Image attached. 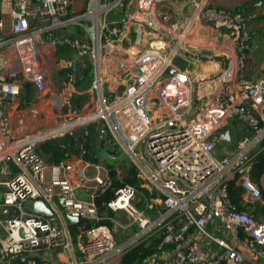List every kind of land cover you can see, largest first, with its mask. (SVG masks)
Listing matches in <instances>:
<instances>
[{"label": "built area", "instance_id": "obj_1", "mask_svg": "<svg viewBox=\"0 0 264 264\" xmlns=\"http://www.w3.org/2000/svg\"><path fill=\"white\" fill-rule=\"evenodd\" d=\"M132 1L84 0L79 13L74 0H0V108L28 103V86L53 95L47 91L59 64L58 44L77 47L81 55L92 49L97 92L92 104L74 107L71 75L59 94L64 118L22 141L9 116L0 115V264H122L131 246L156 233L159 264H264V218L251 210L263 201L264 171L255 180V164L264 155V68L257 77L249 74L253 25L264 20V0L236 6L189 0L193 11L181 21L157 15L156 7L168 0ZM117 9H125L118 22L109 18ZM71 25L85 27L90 43L67 35ZM197 25L222 33L234 61L206 94L195 84L207 75H194L180 55L188 40L197 42ZM137 27L146 41L142 48L135 41ZM117 40L125 43L116 47ZM235 121L244 128L237 142ZM92 125L128 155L151 194L145 209H138L139 188L126 183L104 202L139 225L123 242L100 223L96 198L113 188L115 178L89 148ZM44 131L51 134L41 137ZM65 136L71 139L60 142L64 157L50 163L40 143ZM223 142L235 145L217 154ZM89 165L96 169L91 178ZM233 180L243 191L241 206L231 199ZM28 200L44 201L52 216L29 211ZM64 211L79 222L69 223Z\"/></svg>", "mask_w": 264, "mask_h": 264}, {"label": "crops", "instance_id": "obj_2", "mask_svg": "<svg viewBox=\"0 0 264 264\" xmlns=\"http://www.w3.org/2000/svg\"><path fill=\"white\" fill-rule=\"evenodd\" d=\"M251 1L252 0H230V1H223L222 2V1L217 0V3L223 4V5H229V6H236L237 4H247V3H250ZM169 2H173L174 4L172 6V9L167 12L166 8L169 5ZM188 2H189V0H170V1L168 0L167 3L160 4L156 7V13L158 16H161L164 13H169L168 14V20H170V21H174V20L181 21L184 16H189L193 11V9H191V5H189ZM133 7H135V3H134V5L133 4L131 5V8H130V11H132L131 14L134 12V10H132ZM183 8H185V14L182 15L181 9H183ZM262 32H264V20L258 21L257 23H255L253 25V42H252V47L250 50V62H251L252 70H251V72H249V74H251L253 77H257L259 74H261L262 69L264 68V52H259V49H261V45H260V43H257V39H256L257 35L261 34ZM65 33H66V31H65ZM67 35H69V34H67ZM69 36L72 37V35H69ZM129 37H131V35H129ZM155 37L156 36H154L153 39L151 40V44L154 40H156ZM193 37L195 38L197 43L196 44H191V43L185 44V45H187V47L185 49H183V51L181 52L183 55V57L181 56L182 63H183L182 65H185L187 67L190 64L191 65L190 67L192 68L194 75L196 73H202L203 75H207V79L204 80L203 83L199 84L198 85L199 87L197 86V83L195 84L196 89H198L199 93L206 94L222 81L223 77L227 73V67L230 66V63L234 64V61H233V59H230L228 57V55H229L228 50L225 48L226 45H224L222 42V41H224V38H225L222 33L218 32V31L210 30V29H208V27H206L204 25L203 26L197 25L196 30L193 34ZM135 39H136V35H135ZM124 43H125L124 41L121 42V41L117 40L114 45L116 47H119L120 45H122ZM73 56H74V58L76 57L75 53H73L72 57ZM219 64H220L219 69L215 70V69L211 68V67H216ZM80 65H81V68L84 69V71H85L86 68H84V67H87L86 66L87 63H83L81 61ZM55 87L56 86L53 85L51 87V89H55ZM26 96L29 100L28 103H23L22 101H19V102L14 103V104L3 105L0 108V115L1 114H7L9 116L11 129L13 130L15 138L17 139V141H22V140L28 138V136H30L33 133H36L38 131H34L28 135H25L27 133V131H29V130L32 131L33 128L29 124L25 125L23 123V121H18V118L15 115V113H16L15 111H30V112L31 111H33V112L34 111H44L47 108H49L47 106H49L51 104L53 105V103H56L54 106V109H56L57 111L61 110V108L58 106V104L60 103V98L58 97V95H57V98L55 97V95H52V94L50 95V97H44L45 95H39L38 91L36 89H34L32 86H28L27 91H26ZM94 97H95V95H94V93H92L90 95L89 99L94 98ZM79 98H81V97H79ZM75 99H73L75 107H77L78 109L83 108V107H79L78 104H76L77 101ZM43 102L47 103L46 107L45 108L39 107L42 105ZM64 111H65L64 112V115H65L66 110L64 109ZM32 113H30L31 117H33ZM28 116L29 115H27V117ZM26 121H28V120H26ZM232 128H233V134L237 133L236 137L240 138L242 136V134L244 133V128L242 125H240L238 127L237 124L235 123ZM91 131H92V135L89 139V148L92 152H98L100 154L102 161L105 163V165H107L104 160L108 156H114L113 152H114V150H116V148L112 143H109L108 139L102 140L98 136L96 125L91 126ZM23 135H25V136H23ZM41 137H43V136H41ZM62 138L66 139V140L71 139L70 136H65ZM51 139H54V138H51ZM51 139L48 138V139H45L44 141H42L40 143V150L46 156V158L49 160L50 163H55V160L52 159L53 158L52 152L48 150L47 151L48 154H46L43 151L44 143L47 142L48 140H51ZM106 143L109 144V146L111 148H113V150L109 149L106 146ZM231 145L229 146L226 142L219 143L217 146V149H216V153L217 154H223L224 152H227L231 147H233ZM71 159L76 160L74 157H72ZM90 167L95 169V165H89L88 169ZM95 171H96V169H95ZM4 189H5V187L3 185H0V198L2 197V192L4 191ZM78 194L82 197L87 198V199L90 198V195L88 193L83 192V191H79ZM116 214L119 218H122L125 221L127 220L126 219L127 214L124 211H118V212H116ZM129 225L130 224H128L127 226H129ZM72 228L75 229L76 226H72ZM148 258H150V257H145L144 260H142L141 262H139L137 264H141V263L147 264L146 260ZM162 258H163V256L160 257V260H162Z\"/></svg>", "mask_w": 264, "mask_h": 264}, {"label": "rangeland", "instance_id": "obj_3", "mask_svg": "<svg viewBox=\"0 0 264 264\" xmlns=\"http://www.w3.org/2000/svg\"><path fill=\"white\" fill-rule=\"evenodd\" d=\"M74 1H75L76 8L79 9V13L84 12V7H85L84 0H74ZM132 4L134 5L133 1L131 5ZM124 10L125 9L123 10L117 9L116 11H113L112 13H110L109 18L116 19L115 21L118 22L119 19H121L124 16ZM144 20L148 21V18L145 17ZM65 30H66V34L72 35L73 38L78 39L80 42L83 41L85 44L90 43L91 35L86 30L85 27H81L79 25H71L67 27ZM256 39H257V43H260L261 45V49H259V52H264V32L257 35ZM156 42H157V38L156 40L152 42V45H154ZM187 42L192 43L191 40H188ZM196 43L197 42H194V44ZM186 47L187 45H185V48ZM80 51L81 50H78L77 47L74 48L71 46H64L62 44H58L57 57L59 60L58 62L59 64L57 65L56 70L51 72L50 79L48 81L49 90L47 91V93L53 92V95H55L56 98H57V95L59 97V94L63 92L62 89L65 87L66 82L69 80L70 76L72 75L71 78H73L74 81L76 80V84H75L76 91H75L73 98L74 99L76 98L75 99L77 101L76 104H78L79 107H86L92 104L94 100V98L89 99L90 95L92 93L96 95L97 92L95 88L92 86V82L95 76L94 70H93V59L91 57L92 49L87 50V52L83 55L79 54ZM74 52L76 54L75 58L74 56L72 57ZM180 55L183 57L182 53ZM104 56H105V52H104ZM70 61L73 62L72 67L67 66V64L70 63ZM81 61L83 63H87L86 65L87 67H84L86 68L85 71L84 69L81 68V65H80ZM52 63L53 61H51V64ZM201 83H203V81H201L199 84ZM53 85L56 86L55 89H51ZM55 104L56 103H53V105L51 104L47 106L49 108H47L44 111H34V112L33 111L31 112L30 111H15L16 112L15 115L17 116L18 121H23L25 125L29 124L33 128L32 131L31 130L27 131L25 135H28L34 131H40L43 129L52 128L60 120L64 118V112H65L64 109L66 110V108L62 105V103H59L58 106L61 108V110L57 111L56 109H54ZM46 105L47 103L43 102L42 105L39 107L45 108ZM73 105L75 107L74 100H73ZM30 113L33 114V117H31ZM27 115L29 116L27 117ZM237 126L239 127L240 124H237ZM238 139L239 137H237L236 142L238 141ZM49 141L50 140H48L47 142ZM47 142H45L44 144H46ZM234 145L235 143H232L231 146H234ZM49 146L51 148V150L49 151H52V147H51L52 145H49ZM47 147H48V144L43 147V151L46 154H48V152L46 151ZM113 155L114 156L106 157V159L104 160L107 164L106 166L108 167V169L111 170L112 175L115 178L114 186L112 188L113 191L121 187L123 184L129 183L128 179L136 180V183H134L133 185L139 188V193L136 198L135 205L137 206L138 209H141V210L145 209L147 202L151 196L146 182L142 178L138 177L137 170L135 169L133 163L131 162L128 155L124 153L121 148L114 150ZM94 175H95V169L90 167L88 169V176L91 178ZM257 178H259V176ZM251 207H252L251 210L255 211L257 207V203L255 202L251 204ZM99 212H100V216L103 217V220L110 221V224L108 226L112 228V232L118 241L123 242L125 240H129L131 237H133L135 232L138 230V226H139L138 223L131 224L133 218L129 215H126L127 220L125 221L122 218H119L116 212H112L110 209H107L105 206H102V208L99 207ZM128 224L130 225L127 226ZM160 234L161 233H156L146 238L143 241L139 240V242H136L133 246H131L127 250V252L123 256V259L128 252H130L131 250L135 248L147 246L150 244L157 246V243H158L157 240L159 239L158 237ZM147 257H150L146 260L147 264H159L161 261L160 257L158 256L157 250L154 251V253L148 255Z\"/></svg>", "mask_w": 264, "mask_h": 264}, {"label": "trees", "instance_id": "obj_4", "mask_svg": "<svg viewBox=\"0 0 264 264\" xmlns=\"http://www.w3.org/2000/svg\"><path fill=\"white\" fill-rule=\"evenodd\" d=\"M62 141H69L66 140L64 138H54L51 139L49 142H47L46 144L43 145V147L45 145L48 144L47 150H51L49 145H52V156H53V160H55V163L59 162L63 157V151L60 148V142ZM264 171V155H261L260 157L257 158L256 160V164H255V180H258V176H260V174ZM112 173V172H111ZM129 184H134L136 183V180L134 179H128ZM230 187V195H231V199L233 202H235L238 206H241V199H242V189L240 186L237 185L236 181L233 180L230 182L229 184ZM262 196H263V201H257V207L255 209V213L259 214L260 217L264 218V189L262 190ZM114 197V191L113 189H109L105 192H103L102 194L98 195L96 200H97V204L100 208H102V206H104V202L111 200ZM100 223H104V224H110V221H105L102 220ZM92 223L90 221L87 222L86 226H91ZM159 239L157 240V246L155 245H147V246H143V247H139V248H135L133 250H131L130 252H128L124 259L122 264H137L140 261L144 260L145 257H147L148 255L154 253V251H158V245L159 242L161 240V236L158 237Z\"/></svg>", "mask_w": 264, "mask_h": 264}, {"label": "water", "instance_id": "obj_5", "mask_svg": "<svg viewBox=\"0 0 264 264\" xmlns=\"http://www.w3.org/2000/svg\"><path fill=\"white\" fill-rule=\"evenodd\" d=\"M44 5H45V1H43L41 3V6H44ZM136 31H137V33H136V45L142 48L146 45V41L143 40V33L138 27H137ZM234 123H237V121H235ZM106 146L109 149L113 150V148H111L109 146V144L106 143ZM117 196H118V193H116L115 197H117ZM56 200L59 203V205L61 206V208H63L62 199L60 197H56ZM24 205L29 211H31L33 213H39V214H44L47 216H52L51 209L42 200H28L24 203ZM64 215H65V217L69 223H78L79 222V218L70 216L68 213H66V211H64Z\"/></svg>", "mask_w": 264, "mask_h": 264}, {"label": "bare ground", "instance_id": "obj_6", "mask_svg": "<svg viewBox=\"0 0 264 264\" xmlns=\"http://www.w3.org/2000/svg\"><path fill=\"white\" fill-rule=\"evenodd\" d=\"M97 85L99 86L100 83L98 82ZM48 133L51 134L49 131H45V133H42L40 136H45V135L48 134Z\"/></svg>", "mask_w": 264, "mask_h": 264}]
</instances>
